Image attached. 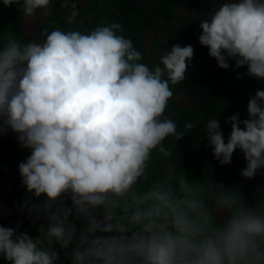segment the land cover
<instances>
[{"label": "clouds", "instance_id": "1", "mask_svg": "<svg viewBox=\"0 0 264 264\" xmlns=\"http://www.w3.org/2000/svg\"><path fill=\"white\" fill-rule=\"evenodd\" d=\"M25 19L47 16L51 0H2ZM62 8L76 4L64 0ZM198 42L222 70L264 83V0H224L199 22ZM118 22L54 29L42 39L0 33V136L9 132L30 154L18 164L24 198L17 211L39 223L36 235L0 224L6 264H264V204L241 187L191 179L168 138L182 140L166 115L173 85L187 78L191 45L174 44L157 64L125 37ZM229 61L234 62L230 64ZM240 74L236 79H242ZM247 118L204 125L219 165L239 150L246 180L264 175V89ZM178 149V148H177ZM165 161L157 171L156 161ZM3 210H0L2 214Z\"/></svg>", "mask_w": 264, "mask_h": 264}, {"label": "trees", "instance_id": "2", "mask_svg": "<svg viewBox=\"0 0 264 264\" xmlns=\"http://www.w3.org/2000/svg\"><path fill=\"white\" fill-rule=\"evenodd\" d=\"M63 0H51L50 13L45 16L42 11L32 18L25 19L14 5L4 7L0 0V33L15 31L21 36L35 38L41 37L45 31L54 29L80 30L88 32L101 24L113 21L121 23L124 28L122 33L133 41L134 46L141 53V35L144 25L141 2L155 4L159 9L172 11L182 9L188 15L184 31L174 37L170 36L169 42L157 46L160 57L163 56L174 44L181 46L191 45L194 48V57L187 68V78L180 84L173 85V97L169 101L166 115L176 121L180 129L185 122H196V127L182 140L176 142L168 138L165 142L173 150V160L178 166L183 161L186 173L191 179H200L203 171L205 178H211L227 186L241 187V191L248 199L259 207L264 204V175H257L254 179L246 180L240 175L245 166L243 155L237 150L232 157L230 165L221 166L212 155V149L206 147L203 130L209 119L219 118L225 137L231 131L227 118L237 112L240 118H247V103L258 89H264L263 83L255 78L245 75L246 68L237 72L222 70L216 61L208 55V49L198 42L201 32L199 22L207 18L208 13L218 9L224 0H69L75 3L77 16H71V10L62 8ZM155 7V8H156ZM143 54V53H142ZM143 63L146 57L143 54ZM230 64L234 62L229 61ZM150 66V65H149ZM243 78L237 80L236 75ZM30 153L22 149L17 143L16 136L9 132L7 136H0V197L6 209V216L14 219L23 217L17 211V203L24 198V188L21 186L18 173V164ZM165 161H156V170L159 171ZM0 224L3 222L0 214ZM39 224L23 225L22 230L36 235ZM0 264H6L0 259Z\"/></svg>", "mask_w": 264, "mask_h": 264}, {"label": "rangeland", "instance_id": "3", "mask_svg": "<svg viewBox=\"0 0 264 264\" xmlns=\"http://www.w3.org/2000/svg\"><path fill=\"white\" fill-rule=\"evenodd\" d=\"M69 4L71 5V3ZM139 6L144 9L142 16L145 19L141 35V51L146 57V62L152 66L156 64L159 58L157 46H163L169 42L170 36L174 37L183 32L188 21V15L179 8L167 11L163 10V8H157L155 4L147 6L145 2H141ZM68 9L72 11L71 8ZM35 38L38 40L42 39L43 35L41 37L36 35Z\"/></svg>", "mask_w": 264, "mask_h": 264}, {"label": "water", "instance_id": "4", "mask_svg": "<svg viewBox=\"0 0 264 264\" xmlns=\"http://www.w3.org/2000/svg\"><path fill=\"white\" fill-rule=\"evenodd\" d=\"M0 210H3L2 212V218H3V222L7 225V226H15V224L21 220H23V225H33V224H39V223H43V221L41 222H37V223H32L31 221L27 220V219H19V218H14V219H11V218H8L6 216V209H5V206H4V203L3 201L1 200V197H0Z\"/></svg>", "mask_w": 264, "mask_h": 264}]
</instances>
